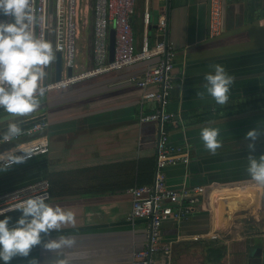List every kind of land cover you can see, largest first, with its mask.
I'll use <instances>...</instances> for the list:
<instances>
[{
    "label": "crops",
    "instance_id": "1",
    "mask_svg": "<svg viewBox=\"0 0 264 264\" xmlns=\"http://www.w3.org/2000/svg\"><path fill=\"white\" fill-rule=\"evenodd\" d=\"M145 12L150 15L147 28L142 22ZM161 15L167 21L163 38L175 50L174 88L165 110L182 121L166 129L170 146L189 156L187 165L165 170L166 183L173 188L202 187L204 194L195 204L183 202L185 218L162 223L161 238L171 246L170 259L154 252L147 259L150 264H264V184L247 171L249 154H264V134L253 142L254 149L245 139L252 128L264 133V0H223L222 32L215 39L208 37V0H135L130 19L135 48L144 35L150 42L160 39L156 24ZM77 49L80 68H89L91 29L87 34L80 30ZM216 64L235 77L223 105L202 87L205 73L214 71ZM145 65L50 92L34 112L10 120L44 119L47 128L34 137H46L48 152L0 171V193L54 173L113 168L95 181L85 179L84 173L78 177L76 184L97 185L100 192L51 198L49 191L48 202L72 210L75 223L42 234L43 240L70 237V247L48 250L38 244L28 256H14L9 264H131L133 252L145 249V221H127L131 197L119 188L137 179L149 184L154 180L158 125L139 118L158 106L157 87L141 89L129 82ZM0 110V118L10 115ZM8 122L0 123V133ZM205 126L220 129L221 145L214 153L200 140ZM34 137L12 143L23 147ZM12 143L1 145L0 151ZM5 215L11 225L20 212ZM212 235L218 238L212 240ZM210 248L219 250L221 258L217 260ZM253 248H261V257H249Z\"/></svg>",
    "mask_w": 264,
    "mask_h": 264
},
{
    "label": "built area",
    "instance_id": "2",
    "mask_svg": "<svg viewBox=\"0 0 264 264\" xmlns=\"http://www.w3.org/2000/svg\"><path fill=\"white\" fill-rule=\"evenodd\" d=\"M84 0H31L35 15L34 31L42 38L51 41L61 56V77L55 80L54 64L47 69L48 75L44 82L45 95L50 92L74 85L102 74L119 71L137 64H146L141 75L129 77V82L141 89L149 86L157 87L154 95L158 103L150 114L141 115L139 122L155 123L159 128L157 141V155L155 174L152 184L136 186L128 190L131 197V209L127 221L134 223L143 220L146 224L145 249L133 252L131 264H150L152 252L163 254L167 260L171 257V246L163 243L161 225L169 219L179 220L188 215L185 204H195L199 195L204 194L202 187L189 188L182 184L180 188H173L166 183L165 170L177 165H187L189 156L182 149L173 148L169 144L167 126H178L181 120L173 113L165 110L170 94L174 88L172 71L175 60L173 44L163 38L166 33L167 21L161 15L156 24V34L160 39L150 42L147 35L142 37L138 48L134 47L133 30L130 19L135 11V0H93L91 6V65L80 68L78 63L77 40L81 29L80 21L87 7ZM222 1L208 0V37L218 38L222 32ZM0 19L10 17L0 16ZM145 28L149 26L150 15L145 12L142 17ZM114 31V54L109 60V32ZM68 70L71 75L68 76ZM44 95V96H45ZM47 122L35 120L30 125L21 128L22 131L10 141L1 145H10L21 138L34 137L47 128ZM4 133H0V137ZM34 155L42 156L48 152L46 137H34L25 146ZM25 162V161H24ZM20 164V163H17ZM15 165V164H14ZM50 184L41 178L32 183L0 193V211L4 214L14 210L13 206L27 197L46 195L49 199ZM178 207V209H174ZM218 237L212 235L211 239Z\"/></svg>",
    "mask_w": 264,
    "mask_h": 264
},
{
    "label": "clouds",
    "instance_id": "3",
    "mask_svg": "<svg viewBox=\"0 0 264 264\" xmlns=\"http://www.w3.org/2000/svg\"><path fill=\"white\" fill-rule=\"evenodd\" d=\"M0 109L13 116L34 112L44 97V82L47 69L57 57L56 47L34 31L35 15L31 0H0ZM202 87L217 104H225L235 77L223 65H214V71L205 73ZM203 94V93H201ZM22 131L20 124L9 121L0 139L8 142ZM262 133L260 128H252L245 134L248 148ZM203 147L214 153L221 145L220 129L205 126L200 129ZM34 155L27 147L12 146L0 151V171L14 164L22 163ZM247 171L251 178L264 184V154L259 157L249 154ZM20 212L13 224L11 217L0 211V264H9L14 256H28L33 246L42 244L48 250L70 247L73 239L56 237L43 240L62 225L75 223V214L70 209L48 202L46 195L25 198L13 206ZM43 234V236H42ZM35 260V259H33ZM64 264H68L64 261Z\"/></svg>",
    "mask_w": 264,
    "mask_h": 264
},
{
    "label": "trees",
    "instance_id": "4",
    "mask_svg": "<svg viewBox=\"0 0 264 264\" xmlns=\"http://www.w3.org/2000/svg\"><path fill=\"white\" fill-rule=\"evenodd\" d=\"M1 111V110H0ZM30 124H27L25 126H21V128L26 127ZM149 165H152V161H147ZM120 167V165H116ZM113 168L111 165H106V166H98V167H93V168H88V169H81L77 171H69L64 174H59V173H54L50 174L47 176V180L49 181L50 184V195L51 198L54 197H62V196H70V195H85V194H91V193H97L100 192L98 191V186L97 185H78L76 182L78 181V177H82L81 173H84L85 179H89V181H95L99 178V176H104L107 174L109 170ZM143 169V173H144ZM148 181V180H147ZM147 181H139L138 179L136 180L135 184H127V185H122L119 186L120 189L124 190H129L131 188H134L136 186H142V185H149V182ZM116 187V184H115ZM109 188V186H107ZM96 191V192H95ZM209 251L214 254L215 258L218 260L221 258V253L219 250L212 249L210 248Z\"/></svg>",
    "mask_w": 264,
    "mask_h": 264
},
{
    "label": "water",
    "instance_id": "5",
    "mask_svg": "<svg viewBox=\"0 0 264 264\" xmlns=\"http://www.w3.org/2000/svg\"><path fill=\"white\" fill-rule=\"evenodd\" d=\"M113 54H114V31H113V29H110V32H109V60L110 61L113 59ZM54 69H55L54 70L55 80L58 81L61 77V56L59 53H57V57L55 59ZM70 75H71V70H68V76H70ZM19 117H21V116H19V115L13 116L11 114L7 115V116H3L0 118V123L7 122V121H10L12 119L19 118ZM38 119H39V117L25 119L22 122H20L19 124H20V126L30 124L31 122L38 120ZM4 129L1 131L4 132ZM157 137L159 138V128H158ZM158 138H157V141H158ZM261 253H262L261 248H253L249 251V257L259 258V257H261ZM257 264H259V263H257Z\"/></svg>",
    "mask_w": 264,
    "mask_h": 264
},
{
    "label": "rangeland",
    "instance_id": "6",
    "mask_svg": "<svg viewBox=\"0 0 264 264\" xmlns=\"http://www.w3.org/2000/svg\"><path fill=\"white\" fill-rule=\"evenodd\" d=\"M92 2H93V0H84L83 1V9H84V5H85V7H87V9H85V11L83 13V17L80 21V25H81L80 30L81 31L83 30L84 34H87L91 29V6H92ZM77 60L79 63V61H80L79 57ZM80 63H83V62L80 61Z\"/></svg>",
    "mask_w": 264,
    "mask_h": 264
}]
</instances>
